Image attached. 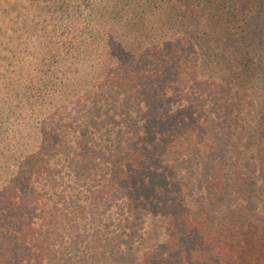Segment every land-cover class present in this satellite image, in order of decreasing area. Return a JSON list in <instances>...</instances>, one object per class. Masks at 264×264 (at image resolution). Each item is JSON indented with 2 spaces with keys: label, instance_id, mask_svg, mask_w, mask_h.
Wrapping results in <instances>:
<instances>
[{
  "label": "trees",
  "instance_id": "obj_1",
  "mask_svg": "<svg viewBox=\"0 0 264 264\" xmlns=\"http://www.w3.org/2000/svg\"><path fill=\"white\" fill-rule=\"evenodd\" d=\"M140 8L133 23L143 19ZM214 9L224 13L220 25L226 26H210L218 15ZM179 14L186 29L205 34L208 44L209 35L227 37L222 43L231 42L229 55L242 45L237 56L250 55L252 45L264 46V0H187ZM176 40L165 44L171 49ZM188 44V56L175 51L165 61L158 50L145 51L139 68L123 70L122 78L139 81L140 98L127 106L137 109V117L106 166L109 180L124 191L127 210L138 212L140 206L147 211L149 204L148 213L168 217L167 235L142 247L131 235L119 242L115 235L96 234L93 256L88 249L83 253L82 238L71 241L74 254L65 252L59 232L65 227L58 220L65 214L35 179V160L48 147L43 141L0 187V264H261L263 251L256 250V242L259 235L264 242V50L260 64L245 55L246 67L223 81L200 76L197 61L189 59L197 52ZM147 61L161 66L145 68ZM164 69L172 72L174 102L157 96L169 87L161 82ZM71 166L75 174L86 167L72 159ZM101 186L91 190L92 199L98 201ZM193 187L199 194L189 195Z\"/></svg>",
  "mask_w": 264,
  "mask_h": 264
},
{
  "label": "rangeland",
  "instance_id": "obj_2",
  "mask_svg": "<svg viewBox=\"0 0 264 264\" xmlns=\"http://www.w3.org/2000/svg\"><path fill=\"white\" fill-rule=\"evenodd\" d=\"M141 2L144 6L140 8ZM186 5L187 0H0V187L27 155L46 142V151L35 160L38 167L34 172L39 174L35 179L37 187L49 201L56 200L65 214L58 219H62L59 227H65L59 229L65 252L74 254L71 241L83 239V253L88 249V255L93 256L96 234L108 239L115 235L119 242H126L131 235L136 245L142 243L143 247L168 233V217L148 213L149 204L147 211L140 206L138 212L127 210L124 191L109 180L111 170L106 166L110 156L118 154L123 132L133 130L137 117V109L127 106H134V100L140 98L139 81H131L125 74L122 78L123 70L139 68L145 51L158 50L166 56L165 61L175 51L188 56L187 40L197 52L189 59L197 61L201 77L227 81L246 67L247 54L237 56L246 45L229 55L231 42L223 44L222 39H228L224 35H209L208 44L205 34L186 29L179 16ZM139 8L143 19L133 23ZM214 12L218 15L212 16L210 26H226L220 25L224 13ZM174 37L179 40L169 49L165 42ZM261 50L263 43L252 45L247 56L260 64ZM144 65L160 67L151 61ZM171 73L167 69L161 73V82L169 87L157 96L174 102L169 93ZM247 83L244 80L241 85ZM111 148L114 151L108 154ZM76 152L82 155L80 160L74 156ZM40 159L45 161L38 162ZM71 159L84 164L85 169L75 174ZM99 185H103L102 195L97 201L91 190ZM191 194L199 193L193 187ZM256 250L263 251V264L262 235L257 238Z\"/></svg>",
  "mask_w": 264,
  "mask_h": 264
}]
</instances>
